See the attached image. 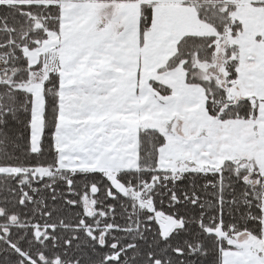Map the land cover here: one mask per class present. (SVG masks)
<instances>
[{
    "label": "snow or ice",
    "instance_id": "obj_1",
    "mask_svg": "<svg viewBox=\"0 0 264 264\" xmlns=\"http://www.w3.org/2000/svg\"><path fill=\"white\" fill-rule=\"evenodd\" d=\"M0 264H264V0H0Z\"/></svg>",
    "mask_w": 264,
    "mask_h": 264
}]
</instances>
